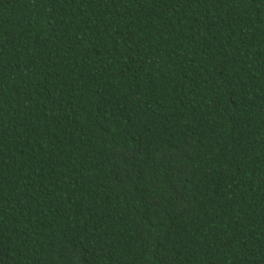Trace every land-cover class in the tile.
Returning <instances> with one entry per match:
<instances>
[{
	"label": "trees",
	"instance_id": "16d2710c",
	"mask_svg": "<svg viewBox=\"0 0 264 264\" xmlns=\"http://www.w3.org/2000/svg\"><path fill=\"white\" fill-rule=\"evenodd\" d=\"M0 264H264V0H0Z\"/></svg>",
	"mask_w": 264,
	"mask_h": 264
}]
</instances>
